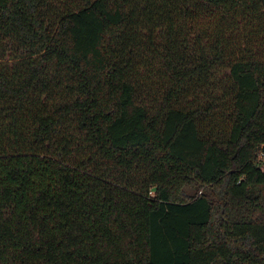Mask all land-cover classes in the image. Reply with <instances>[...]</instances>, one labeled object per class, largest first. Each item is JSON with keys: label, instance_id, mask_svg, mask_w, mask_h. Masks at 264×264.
<instances>
[{"label": "trees", "instance_id": "obj_1", "mask_svg": "<svg viewBox=\"0 0 264 264\" xmlns=\"http://www.w3.org/2000/svg\"><path fill=\"white\" fill-rule=\"evenodd\" d=\"M264 0H0V264H264Z\"/></svg>", "mask_w": 264, "mask_h": 264}, {"label": "built area", "instance_id": "obj_2", "mask_svg": "<svg viewBox=\"0 0 264 264\" xmlns=\"http://www.w3.org/2000/svg\"><path fill=\"white\" fill-rule=\"evenodd\" d=\"M258 158L264 160V152H263V151H261V152L258 154Z\"/></svg>", "mask_w": 264, "mask_h": 264}]
</instances>
